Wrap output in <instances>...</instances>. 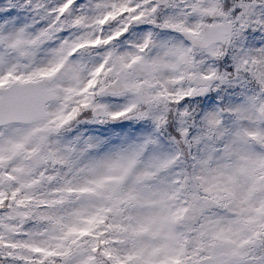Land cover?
Wrapping results in <instances>:
<instances>
[{"label": "snow or ice", "instance_id": "1", "mask_svg": "<svg viewBox=\"0 0 264 264\" xmlns=\"http://www.w3.org/2000/svg\"><path fill=\"white\" fill-rule=\"evenodd\" d=\"M0 264H264V0H0Z\"/></svg>", "mask_w": 264, "mask_h": 264}]
</instances>
